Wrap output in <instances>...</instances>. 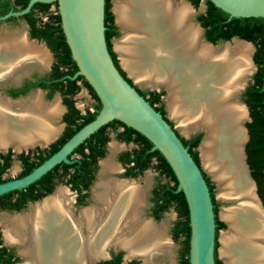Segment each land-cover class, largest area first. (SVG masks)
<instances>
[{"label": "bare ground", "instance_id": "bare-ground-1", "mask_svg": "<svg viewBox=\"0 0 264 264\" xmlns=\"http://www.w3.org/2000/svg\"><path fill=\"white\" fill-rule=\"evenodd\" d=\"M113 10L122 30L114 44L122 66L146 85L165 86L170 115L184 132L197 127L205 131L200 146L203 165L218 181L221 196L235 202L221 212L228 224L221 233L224 264H264V212L243 152L247 135L242 122L247 114L245 106L234 100L254 69L251 45L239 40L216 46L199 41L200 30L190 21L192 8L183 1L116 0ZM31 46L13 48L37 53L39 62H46L45 51ZM4 56L7 54L0 62ZM34 101L40 102L39 98ZM43 108L41 115L19 117L18 130H10L17 133L13 135L20 134L28 141L39 133L54 132L44 120L58 113L57 101ZM119 170L111 157L102 162L94 204L77 215L69 205L67 191L59 188L22 214L2 216L7 240L24 244L32 258L30 264L34 259L41 264H59L68 250L95 254L111 242L128 247L130 252L157 249L171 255L167 222L140 219L144 187L136 180L109 176Z\"/></svg>", "mask_w": 264, "mask_h": 264}, {"label": "flooded vegetation", "instance_id": "flooded-vegetation-1", "mask_svg": "<svg viewBox=\"0 0 264 264\" xmlns=\"http://www.w3.org/2000/svg\"><path fill=\"white\" fill-rule=\"evenodd\" d=\"M23 1L24 0H0V17L8 14L9 12L20 11L24 9L30 0L27 1L25 6L23 5ZM37 3L39 2H34L30 9L21 15H9L7 18L0 20V23L8 22L10 25L22 21L25 28L20 29L11 35H0V47L4 46L0 49V57H2L5 53L7 54V56H4L5 58L0 62V183L24 177L25 175L31 173L33 169L42 164L57 150H59L61 146L80 129L79 128L69 137V134L73 130L71 118L75 110H77L79 114L85 115L87 112L97 111L98 113L101 108L99 99H97L91 90L85 85L83 79H78L76 81L75 84L78 86L76 91L74 88H72L71 83L64 81L65 76L70 79H75L77 76H79H75L77 71L71 76L67 73L63 77L57 78L58 70L67 72L69 69V65L63 66L61 56L62 49L58 47L55 36L39 30H31L29 25L31 21H33L35 25L38 26L50 21L51 17L58 12L57 3L56 1L55 3H48L50 5L46 10H44L42 6L37 5ZM203 3V11L199 9L200 3L197 5L191 3L194 7V10L196 11L194 18L197 22H199L197 20L199 15L206 10V4L204 1ZM52 5H55L53 10L51 9ZM21 44H26L28 46L32 44L31 47L35 49L38 47L36 50H44L48 58L47 61L39 62L37 53H21L20 51L16 52L13 47L19 46ZM118 67L123 72L124 77L130 80V83L139 93L145 90L155 93L160 92V90L156 89L149 88L143 90L139 88L131 80V78L126 75L119 62ZM58 80L64 81V84L60 85ZM81 88H85L86 92L88 93L89 99L92 102V108L89 107L87 103L76 105L75 97ZM162 96V94L159 96V104H161ZM147 97H149V95H146V98ZM36 98H39V103L34 101ZM55 101H57L59 106L58 113L52 119L45 118L46 120H44V123L48 125L51 130H54V132L51 134L39 133L33 139H30L31 141L28 139V141H26V139L21 137L20 134H18V137L15 136L17 135L16 132L10 131L18 130L16 128V121L19 119V117L36 113H39L36 115H41V108L44 106L43 109L46 110L47 108H50ZM41 105L42 107L38 109V107ZM30 107L32 109H30ZM36 107L38 111L36 110ZM34 108L35 111H33ZM164 118L168 121L171 127L174 128L177 135L180 138H184L174 127L173 122L167 117L165 109ZM78 121H81V119ZM123 130L124 129L121 126L116 127L115 129L112 127H107L104 132V136L108 137V140L104 143L106 150L107 146H109L110 150L115 152L120 147H122L120 144L130 147V149L124 150L118 154L117 160L120 165L115 163L113 157H111L112 162L119 167L121 166L124 172L118 178L112 176V174L115 172L110 173L109 176L119 180L124 179L128 181H135L134 178L137 175L143 173L145 170L149 168L154 170L156 177L155 182L150 190V206L148 211L150 216H152L155 220H158L160 215L169 209L168 207L166 210H164V207L167 204L165 201L166 197H163V191L167 189V187L171 185L172 182L170 183L167 177L161 174L159 169L154 166V164L157 163L156 158L151 159L148 165L149 167L140 172L138 171L140 165L133 168L132 166L134 162L126 163L119 159L121 153L132 152L134 149H138L141 146L140 143L134 142V140H130L128 142L120 141L117 138V135ZM110 132L115 136L117 143L113 142L109 144ZM196 135H198V133L192 135L190 138L195 137ZM104 136L97 135L95 138L96 143H103ZM86 139H84L81 143H83ZM61 140L64 142L60 145L59 141ZM81 143H79V145ZM58 145H60V147L50 154ZM73 150L67 155L69 162L61 161L57 164H72L74 162H78L80 155L77 153H72ZM150 150H152V148ZM104 157L97 158L95 162L88 164V166L84 168V172H86V174L82 175L74 176V170L70 168L69 174L61 175L62 170L58 169L55 173L47 176L48 172L54 171L53 168L57 165L55 164L51 169H49L26 187L14 189L1 194L0 219L2 216H14L28 211L32 206L41 202L43 199L55 195L59 188H64L67 191L70 203L69 205L74 211V214L77 215L81 209L94 204V190L95 185L100 179L102 162L109 158L107 157L103 159ZM96 176L98 178L97 181H95ZM136 182L144 187V193H146L149 181L145 180L144 184H141V182L137 180ZM60 184L64 185L58 187L55 190V188ZM175 191H177V188ZM158 194H161L162 198L156 200ZM36 195H38V197L33 199V197ZM89 199L91 200V203L88 205ZM172 205L174 207L176 217L172 223L170 233L171 238L176 240L178 243L177 255L173 258V260L170 254H165L157 249L152 251L145 250V253H143L144 251L142 249H139L133 250L131 253L128 247L116 242H111L103 246V248L101 247L95 254L88 253V250L84 249H76L74 251L68 250L67 257L65 260H60L59 264H189V253L186 254V233L184 227L185 217L182 213V209L179 206V202H173ZM144 218L143 210H141L140 219ZM150 220L154 221L153 219ZM83 234H85V230H83ZM162 257H165V259ZM31 260L32 258L30 257L27 249H25L24 244L7 240L4 233V225L0 223V264H30ZM32 263L41 264L40 261H36V259H34Z\"/></svg>", "mask_w": 264, "mask_h": 264}, {"label": "water", "instance_id": "water-1", "mask_svg": "<svg viewBox=\"0 0 264 264\" xmlns=\"http://www.w3.org/2000/svg\"><path fill=\"white\" fill-rule=\"evenodd\" d=\"M37 1L44 3L56 1L65 40L69 46L72 59L78 67L75 76L82 75L86 79L97 95L101 108L94 119L83 125L59 150L33 169L31 173L19 179L0 183V195L14 189L26 187L61 161L69 162L67 155L79 143L102 125L116 119L144 135L152 143V150L157 149L173 170L178 182L177 191L183 192L188 206L190 226L189 264H215V240L217 242L216 254L220 264H222L221 228L217 231L216 237L215 212L210 191L202 173L205 172L203 166L200 161V166L194 161L174 128L127 81L126 77L121 74L114 64L105 39V0H30L24 9L9 12L1 16L0 20L7 18L9 15H21L27 12L33 3ZM177 1H183L194 9L188 0ZM210 1L216 7L228 13L229 17H264V0ZM115 23L118 24L116 19ZM193 23L200 30L199 41L216 46L218 42L213 43L206 40L204 36L201 37L204 29L199 22L194 21ZM234 40L248 42L254 47L252 42L236 36L219 42L226 43ZM147 86L156 90L163 88L167 92L163 84ZM242 104L247 110L248 118L246 119L250 121L249 109L244 102ZM244 128L247 141L249 134L247 128ZM198 129L205 134L204 129L201 127H197L191 132ZM224 221L226 222V220Z\"/></svg>", "mask_w": 264, "mask_h": 264}, {"label": "trees", "instance_id": "trees-1", "mask_svg": "<svg viewBox=\"0 0 264 264\" xmlns=\"http://www.w3.org/2000/svg\"><path fill=\"white\" fill-rule=\"evenodd\" d=\"M28 0L23 1V5L25 6ZM192 4L197 5L201 1H204L206 4V10L199 15L197 20L200 22L201 26L204 28V37L206 40L217 43L219 41L229 40L231 37L236 36L240 39H245L250 41L256 47V51L254 54V62L258 66V70L254 75L253 82L250 83L245 91L242 94V101L247 105L249 109V115L251 120L246 124V128L248 130L249 139L245 146L246 151V161L250 169V173L252 178L254 179L257 185V193L262 201L264 206V93H263V78H264V17H229V14L220 8L216 7L210 0H188ZM110 2L111 0H105L104 5V25H105V39L107 43L108 51L113 59L114 64L118 67V61L114 51L111 48V38L115 37L117 33V28L113 21V15L110 10ZM55 3V2H54ZM46 10L50 4L48 3H37ZM27 15V14H26ZM31 30H39L44 33L55 36L58 47L62 49V63L63 66H68L69 69L67 72L58 70L57 78H61L67 73L71 76L77 71V65L75 61L72 59L71 52L69 46L65 40V36L61 27V19L60 15L57 12L55 15L51 17V20L45 22L43 25L38 26L35 25L33 21L30 22ZM121 74L124 76L121 69H119ZM78 79H83L85 85L91 90L93 95L98 99L92 87L88 84V82L82 77L77 76L75 79H70L65 76L64 81H68V83L72 84V88L76 91L78 86L75 84ZM127 79V78H126ZM64 81L58 80L60 85H63ZM130 82L129 79H127ZM140 94L146 98V95L149 97L146 100L164 117V109L163 105L159 104V96L162 94L161 92L155 93L152 91H141ZM158 104V105H155ZM100 106V104H99ZM97 111L87 112L85 115H81L77 110L74 111L71 124H73V130L69 134V137L76 132L79 128H81L84 124L88 123L92 119H94ZM81 121H78L80 120ZM123 127V131L118 133L117 138L120 141L128 142L130 140H134V142H138L141 146L138 149H134L132 152H123L120 154L119 159L128 163L134 162L133 168L139 165V172L149 167V163L151 159H157V163L154 164L156 168L159 169L160 173L167 177L168 181L172 184L167 187L163 191V197L166 199V204L164 210L172 205L173 202H179V206L182 209V213L185 217V233H186V254L189 252V236H190V226H189V212L188 206L185 199V196L182 191H175L177 188V179L176 176L171 169L170 165L164 158V156L157 150H150L152 148V143L141 133L136 131L135 129L125 125L119 120L113 119L108 123L102 125L97 131L92 133L89 138H87L83 143H81L78 147H76L72 153H77L80 155L78 162H74L72 164H57L53 169L54 171L48 172L47 176L55 173L58 169L62 170L61 175H66L70 173V168H72L73 174L82 175L86 174L84 172V168L88 166V164L95 162L97 158H102L106 155V149L104 143L108 140L107 136H104L105 129L107 127ZM97 135L104 136L103 143H96L95 138ZM201 135L198 134L192 138H180L183 142L184 146L187 147L189 153L193 157L194 161L199 165L198 153L196 151V147L199 143ZM60 145L64 141H59ZM60 145H58L50 154L56 151ZM142 164V165H141ZM153 166V163H152ZM200 166V165H199ZM88 172V171H87ZM203 176L207 182L210 195L213 202V209L215 212V222H216V234L220 228L224 227V223L218 219L217 209L218 202L214 196V185L211 182L210 178L207 176L205 172H202ZM36 183V182H35ZM32 186V185H31ZM38 195L34 196L33 199H36ZM162 195L158 194L157 199H161ZM215 237V238H216ZM217 242L215 240V250H214V259L215 264H220V260L216 254Z\"/></svg>", "mask_w": 264, "mask_h": 264}, {"label": "rangeland", "instance_id": "rangeland-1", "mask_svg": "<svg viewBox=\"0 0 264 264\" xmlns=\"http://www.w3.org/2000/svg\"><path fill=\"white\" fill-rule=\"evenodd\" d=\"M115 1H116V0H111V2H110V10H111V12H112V15H113V19H114V21H115V19H116V18H115V13L113 12V11H114V10H113V6H114ZM176 1H177V0H176ZM203 4H204L203 1H201V2H200V5H199V9L202 10V11H203V9H204V5H203ZM54 8H55V5H52L51 9L53 10ZM195 14H196V11H195L194 9H192V13H191V17H190V21H191V22L196 21L195 18H194ZM115 24H116V23H115ZM116 28H117V33H118V34H117L115 37H112V38H111V46H112V49L114 50V53H115V55H116V57H117V60H118V62H119V64H120V66H121L122 69L125 71L126 75H127L128 77H130L131 80H132V81H133V82H134L139 88H141V89H143V90H145V89H149V87H148L147 85H145L144 83H142V82L139 81L138 79H135L133 76H131V75L127 72V70L122 66V64H121V59H120V55H119L118 51L115 49V46H114L115 41L121 37V35H122V30L120 29V27H119L118 24H116ZM20 29H25L24 26H23V22H22V21H19V22L13 24V25H10L8 22H1V23H0V35H11V34H13V33H16V32H17L18 30H20ZM201 37H203V33L201 34ZM229 42H233V41H229ZM226 43H227V42H226ZM221 44H224V43H223V42H218L216 45H221ZM249 44H250V43H249ZM250 45H251V44H250ZM251 47H252L251 59H252V64L254 65V69H253V71L251 72V74L246 78V82H245L244 86L242 87L243 89H242L241 93L239 94L238 97H235V99H234V100L238 101L241 105H242V103H243V101H242V94H243V92L245 91L246 87H247L250 83L253 82L254 75L256 74V72H257V70H258V66L256 65V63L254 62V59H253L254 54H255V51H256V47H255V46L253 47L252 45H251ZM152 89H155V88H152ZM159 90H160V92H161L162 95H163V97H162V99H161V104L164 106V109H165L166 115H167V117L173 122L174 127H175V128L179 131V133H180L184 138H186V139L190 138V137H191L192 135H194V134H197V133L200 134V135H201V138H200L199 143H198V145H197V147L200 148V146H201V144H202L204 138L206 139V135L204 134V132H203L202 130H200V129L196 130L195 132H189V133L184 132V131L182 130V128H181V124H180L175 118H173V117L170 115V111H169V107H168V102H167V99H166L167 92H166L163 88H160ZM56 96H57V95H56ZM56 96H54V97H56ZM53 99H54V98H53ZM75 100H76V105H81L82 103H87V105H88L89 107L92 108V104H91L92 102L90 101V99H89V95H88V93L86 92L85 88H81V89H80V91L78 92V94H77L76 97H75ZM242 106H243V105H242ZM243 107H244V106H243ZM79 108H80V107H79ZM245 110H246V108H245ZM246 114H247V110H246ZM248 115H249V111H248ZM249 116H250V115H249ZM247 118H248V117H247ZM248 122H249L248 119H245V120L242 122V126L246 127V124H247ZM247 141H248V140H247ZM247 141H246V139H245V140H244V143H243V152H244V155H245L244 160H245V165L247 166V169H248L249 177H250L251 181L253 182L254 189H255V193H257V185H256V183H254V181H253L254 179H253L252 176H251L250 169H249V166H248L247 161H246V151H245V146H246ZM113 142L117 143V140H116L115 136L110 132V140H109V144H111V143H113ZM120 145H122V147H120V148H119L117 151H115V152H112V151L110 150V147L107 146L106 155H105V157H104L103 159H105V158H107V157H113L114 162L117 163V164H119V162H118V160H117V156H118V154H119L120 152L124 151V150L130 149L129 146H124V144H120ZM197 147H196V151H197V153H198L199 161H200V163L202 164L205 173L207 174V176L210 178L211 182H212L213 185H214V196H215L216 201L218 202V209H217L218 217H219V220L222 221V222L224 223V227L221 228V233H222V232H224L225 230L228 229V225H227V223L224 221V219L221 217V212H222L224 209H226L227 207H229V206L235 204V202H234V201H230V200H228V199H225L223 196H221V194H220V192H221L220 185H219L218 181H217V182L215 181L216 179L213 177L212 172H211L206 166L203 165V162H202L203 160H202V157H201V154H200V149L198 150ZM119 165H120V164H119ZM120 168H121V169H120L119 171H117V172H115L114 174H112L113 177L118 178V177L124 172V171H123V168H122L121 166H120ZM209 172H210L211 174H210ZM155 177H156V173L154 172V170H152L151 168H149V169L145 170L143 173L137 175L134 179L137 180V181H139V182H141V184H144L145 180H146V181H149V185H148V187H147V189H146V193H145V199H144V200H145V205H144V208H143V216H144L145 218L153 219V220H154L155 222H157V223H159V222H161V221H166V222H167V225H166V235L169 237V239H170L171 242H172L171 257H172V260H173V258L177 255V250H178V243L176 242V240H174V239L171 238V233H170V232H171L170 229H171L172 223L174 222L175 217H176L173 205H171V206L169 207V209H168L166 212L162 213V214L160 215V218H159L158 220H155L152 216H150L149 211H148V210H149V206H150V203H149L150 190H151V188H152V186H153V184H154V182H155ZM214 179H215V180H214ZM97 180H98V178H97V176H96L95 181H97ZM217 183H218V184H217ZM62 185H64V184H60V185H58V186L55 188V190H56L58 187L62 186ZM55 190H54V191H55ZM53 193H54V192H53ZM256 195H257V197L259 198V200L261 201V199H260L258 193H257ZM222 198H223V199H222ZM90 203H91V200L89 199V203H88V205H89ZM261 204H262V201H261ZM262 208H263V212H264V206H263V204H262ZM162 258L165 259V257H162ZM224 260H225V259H224V257L222 256V264H224V262H225Z\"/></svg>", "mask_w": 264, "mask_h": 264}]
</instances>
